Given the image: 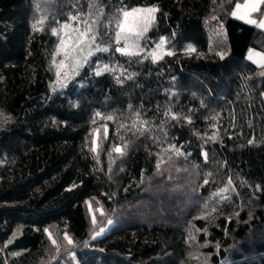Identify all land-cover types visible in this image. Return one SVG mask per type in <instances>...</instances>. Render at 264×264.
Masks as SVG:
<instances>
[{"label":"trees","instance_id":"1","mask_svg":"<svg viewBox=\"0 0 264 264\" xmlns=\"http://www.w3.org/2000/svg\"><path fill=\"white\" fill-rule=\"evenodd\" d=\"M238 1L96 0L106 17L158 7L141 47L164 37L175 55L98 54L118 70L85 66L53 91L52 17L87 0H0V264H264V66L246 58L264 51V29L231 16ZM173 144L183 156L163 151ZM229 177L235 191L212 197Z\"/></svg>","mask_w":264,"mask_h":264},{"label":"snow or ice","instance_id":"2","mask_svg":"<svg viewBox=\"0 0 264 264\" xmlns=\"http://www.w3.org/2000/svg\"><path fill=\"white\" fill-rule=\"evenodd\" d=\"M88 10L86 13H81L77 9L76 15L68 14L65 17L66 22H59L55 17H52V22L56 23V27L49 29L50 34L56 37V42L54 45V56L52 59V65L54 66V82H53V91L63 89L67 86V83L70 80L75 79L76 76L80 75L81 70L88 66L94 76H102L105 73H115L118 69L117 67H111L107 63H101L100 57L98 54H107V53H119L121 56L132 58L140 57L141 60L151 59L153 63L162 60L165 55L171 56L175 55L174 52L167 49L165 45L167 44V38L161 37L159 43H155L154 47L150 51H145V48L141 47L140 41L145 40L146 34L149 29L152 27L155 21V15L159 12L158 7H134L130 10H125L124 8L116 9L115 16H105L104 8L99 6L96 3V0H87ZM123 2V0H121ZM261 5H264V0H245L244 3H236L235 10L231 12L233 18L244 21L247 24L256 25L261 29H264V20L257 22L256 19H252L251 15L253 13L260 12ZM37 9L40 8V5L37 4ZM47 17L42 16V18L36 23L32 24L34 31H44L43 25ZM146 43H154L152 41L146 40ZM185 52L192 53L196 52V49L192 45H188L185 48ZM221 57L223 54H220ZM256 56L261 57L260 60H255V63L261 64L264 63V53H255ZM60 57V59H56ZM93 57H97L96 61L93 62ZM249 60H253V53L250 51ZM134 75V74H133ZM129 79L132 76L128 77ZM117 83L122 81L119 77L116 78ZM165 115L170 116L172 120H178L179 117L171 112V109L165 113ZM137 118L139 119L140 114L136 113ZM96 118H103L106 121H113L115 118L112 115L106 117H101V113L95 114ZM186 121L190 124L191 118L185 117ZM213 120L216 117H212ZM141 124L140 132L143 134V126L147 125V121L140 120ZM95 123V118L93 119ZM105 137L107 136V125L105 124ZM121 127H126L121 125ZM133 128L136 127V122H133ZM94 132L96 135L99 134V129H95ZM123 140V137H120ZM209 140L216 141L217 135L213 133ZM207 142V141H206ZM249 143H252L250 140ZM127 143L123 146L117 144L114 145L112 151L123 156L125 154V149ZM183 145H180L182 148ZM176 145H169L167 148L163 149L164 152H172L176 156H183L184 153L180 151ZM93 152L97 151V145L95 139L93 140V148L90 149ZM111 157L112 152L108 153ZM159 156V154H157ZM202 156L205 161H207V152L202 153ZM171 159V156L168 157ZM166 161L163 157H160L157 160L156 168L159 172L162 164ZM211 175V174H209ZM209 181L204 180V184L207 185ZM231 188L232 191H235V188L232 186L231 177L228 178L227 185L221 188L218 192L212 194V197H220L221 199H228L225 193ZM211 199V197H210ZM91 207V202H89ZM205 209L209 208V204L205 203ZM212 212H215V208L211 209V212H207L204 215L197 217V219H207ZM101 215L103 211L101 210ZM238 215V213H237ZM93 223L96 222L95 215L92 216ZM112 223V221H108ZM194 227V226H193ZM104 229H101L96 235L102 234ZM195 231H200L196 229ZM206 232V229L204 230ZM51 236V233H49ZM65 239L69 244L73 243L71 237L65 233ZM12 241L10 240L9 243ZM53 245H57L55 239L51 240ZM189 242H195V236L190 232L189 233ZM57 247H59L57 245ZM190 259L197 261L201 260V257L196 253L189 254ZM206 259V258H205Z\"/></svg>","mask_w":264,"mask_h":264},{"label":"rangeland","instance_id":"3","mask_svg":"<svg viewBox=\"0 0 264 264\" xmlns=\"http://www.w3.org/2000/svg\"><path fill=\"white\" fill-rule=\"evenodd\" d=\"M244 2H245V0H240V1L236 2V3H241V4H242V3H244ZM137 7H154V6H137ZM126 10H130V9H126ZM234 10H235V7H234ZM234 10H233V11H234ZM251 18H252V19H256L258 23H259L260 21L264 20V16L261 17V19H259L258 17H256V16L254 15V13L251 15ZM157 43H159V41H158ZM188 45H191V44H187L186 46H188ZM165 47H166L167 49H169V50L172 51V49H171L170 47H168L167 45H165ZM146 51H150V49H146ZM250 51L253 53V60H250V61L253 62V63H255V62H254L255 60H260V59H261V57L256 56L255 53H264V51H262V50H260V49H258V48L250 47V48L248 49L247 53H246V58H247V59H248V56H249ZM248 60H249V59H248ZM255 64L258 65V66H264V63H261V64L255 63ZM170 209H171V207H170Z\"/></svg>","mask_w":264,"mask_h":264}]
</instances>
